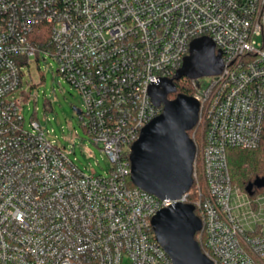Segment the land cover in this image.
<instances>
[{
    "label": "built area",
    "instance_id": "obj_1",
    "mask_svg": "<svg viewBox=\"0 0 264 264\" xmlns=\"http://www.w3.org/2000/svg\"><path fill=\"white\" fill-rule=\"evenodd\" d=\"M201 36L223 67L190 80L193 196L161 199L128 184L130 147L162 110L149 86ZM48 56L82 96L103 174L77 166L73 142L23 122V69ZM263 121L264 0H0V264H172L150 219L174 201L198 210L214 264H264V187L234 185L228 165V149L258 146Z\"/></svg>",
    "mask_w": 264,
    "mask_h": 264
},
{
    "label": "water",
    "instance_id": "obj_2",
    "mask_svg": "<svg viewBox=\"0 0 264 264\" xmlns=\"http://www.w3.org/2000/svg\"><path fill=\"white\" fill-rule=\"evenodd\" d=\"M223 64L220 51L208 36L194 38L180 67L169 78H161L149 86V95L161 112L142 127L131 144L130 179L139 188L164 199L176 200L186 193L193 182L192 163L196 145L189 136L197 122L198 101L189 94L177 93L175 81L186 76L199 78L220 73ZM79 113L78 108H74ZM264 187V177H255L245 186ZM194 205L181 201L159 209L150 219L155 240L169 256L172 264H214L195 239L202 227Z\"/></svg>",
    "mask_w": 264,
    "mask_h": 264
},
{
    "label": "rangeland",
    "instance_id": "obj_3",
    "mask_svg": "<svg viewBox=\"0 0 264 264\" xmlns=\"http://www.w3.org/2000/svg\"><path fill=\"white\" fill-rule=\"evenodd\" d=\"M32 62L23 71V91L26 99L22 102L21 114L26 125L31 119L39 122L48 137L67 148L73 142V153L77 166L85 172L103 174L110 162L99 146L92 142L80 124L74 108L82 107V96L78 89L66 82L56 72V62L52 57ZM28 73L30 74L28 76ZM210 75L200 80L206 82ZM192 78H184L180 81ZM27 83L29 85H27ZM20 93V92H19ZM198 139V131L195 134Z\"/></svg>",
    "mask_w": 264,
    "mask_h": 264
},
{
    "label": "trees",
    "instance_id": "obj_4",
    "mask_svg": "<svg viewBox=\"0 0 264 264\" xmlns=\"http://www.w3.org/2000/svg\"><path fill=\"white\" fill-rule=\"evenodd\" d=\"M176 91L170 93L168 98H174L177 93L190 94V86L188 85V79L184 81H175ZM192 129L188 131L191 137ZM196 139V138H195ZM228 165L231 175V182L240 187L245 188L247 183L251 182L255 177H264V121L260 142L257 147L253 149H239L230 148L228 149ZM128 184L133 185L130 177ZM256 189V187H253ZM192 187L189 191L188 201H191ZM195 214L199 215L198 210H194ZM198 232L195 233V239L197 238ZM199 246L202 247L201 241L198 242Z\"/></svg>",
    "mask_w": 264,
    "mask_h": 264
},
{
    "label": "flooded vegetation",
    "instance_id": "obj_5",
    "mask_svg": "<svg viewBox=\"0 0 264 264\" xmlns=\"http://www.w3.org/2000/svg\"><path fill=\"white\" fill-rule=\"evenodd\" d=\"M184 78H187V77H186V76L181 77V79H184ZM181 79H180V80H181Z\"/></svg>",
    "mask_w": 264,
    "mask_h": 264
}]
</instances>
